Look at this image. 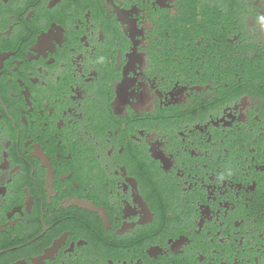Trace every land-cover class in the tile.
<instances>
[{
  "label": "flooded vegetation",
  "instance_id": "obj_1",
  "mask_svg": "<svg viewBox=\"0 0 264 264\" xmlns=\"http://www.w3.org/2000/svg\"><path fill=\"white\" fill-rule=\"evenodd\" d=\"M57 2L0 3V264H264V0Z\"/></svg>",
  "mask_w": 264,
  "mask_h": 264
},
{
  "label": "snow or ice",
  "instance_id": "obj_2",
  "mask_svg": "<svg viewBox=\"0 0 264 264\" xmlns=\"http://www.w3.org/2000/svg\"><path fill=\"white\" fill-rule=\"evenodd\" d=\"M3 2H6V0H0V3H3ZM58 2H59V0H58ZM196 2H197V5L199 6V4H201V3H208L209 0H196ZM160 3H161V5H163L164 8H168L169 7L168 0H160ZM171 3L172 4H177V0H171ZM88 15H89V19H91V13H89ZM169 16L171 18H174V19L177 18V16H178L177 9L173 8L171 10V12L169 13ZM198 19L199 20H203V16L202 15L199 16ZM126 23L131 24V27L128 29V31L130 33H132L133 34V38H135V31H134L135 30V23L132 22V21H126ZM94 27H95V25H90L89 31H91L92 28H94ZM188 30L194 33L195 29H194V26H193L192 23L188 24ZM63 39H64L63 34H61L60 36L42 35L40 40H39V45H40L41 50H43V49L48 48L49 46H51L53 40H60L61 43H62ZM101 39H103V34L102 33H101ZM197 43L198 44H203V40L201 39V40L197 41ZM189 46H191V38L189 39ZM73 51H74V49H73ZM94 53H95V49H93L92 52H90L89 54L93 55ZM80 59H83L82 55H81ZM76 63L79 66V60H77ZM177 63H179V60H177ZM174 70L175 69H173V71ZM83 71H84L83 67H80V72L83 73ZM93 75H95V72H93ZM129 103H130V100H129L128 96L126 95V93L122 92L121 95H120L119 100H117L115 102L114 107L117 110V112H119V111L122 110V106L128 105ZM141 103H144V101L142 100ZM133 107H136L137 111L141 110L139 105H133ZM124 127H127V123H125ZM118 134L119 133H117V135ZM109 143H111V141H109ZM149 143H152L151 139L149 140ZM159 148H160V145H158V144L153 145L154 154H158L159 153ZM159 158L163 159L162 154L159 156ZM136 259L140 262V264H143V261H142L141 258L137 257Z\"/></svg>",
  "mask_w": 264,
  "mask_h": 264
}]
</instances>
